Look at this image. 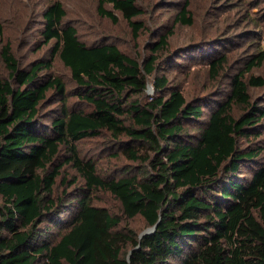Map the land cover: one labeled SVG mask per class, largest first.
Segmentation results:
<instances>
[{"label":"trees","instance_id":"16d2710c","mask_svg":"<svg viewBox=\"0 0 264 264\" xmlns=\"http://www.w3.org/2000/svg\"><path fill=\"white\" fill-rule=\"evenodd\" d=\"M107 3L137 37L144 27L137 0H97L98 14L116 23ZM189 4L183 0L176 22L191 23ZM65 15L59 0L41 11L42 40L28 49L54 40L49 57L22 63L9 40L0 47L8 73L0 75V264H264L261 149L239 143L260 133L264 111L250 103L247 85L264 80L245 83L238 73L225 100L211 103L210 92L187 99L161 72L168 57L153 53L140 63L115 43L88 45ZM171 34L159 35L153 51ZM54 55L70 71L73 96L89 109L68 105L65 84L47 72ZM224 60L211 59L210 72L217 75ZM263 60L261 51L247 70ZM49 91L59 106L43 114ZM232 103L247 111L235 118ZM103 131L115 156L129 160L111 175L97 173L76 146ZM64 164L81 174L84 187L55 197ZM97 189L112 194L126 218L139 215L153 230L141 237L120 230L118 216L93 204Z\"/></svg>","mask_w":264,"mask_h":264},{"label":"rangeland","instance_id":"374dc122","mask_svg":"<svg viewBox=\"0 0 264 264\" xmlns=\"http://www.w3.org/2000/svg\"><path fill=\"white\" fill-rule=\"evenodd\" d=\"M53 1L0 0V24L3 33L0 36V47L5 40H9L14 54L22 63L39 56L49 57L54 40L43 44L35 53L29 52L28 48L29 43L38 44L42 40L40 14ZM59 1L66 10L65 21L76 28L79 39L86 44L99 41L115 43L121 51L140 63L153 53L157 54L159 60L168 57L162 63L161 72L166 75L168 84L181 89L187 99L210 92L216 93L211 103L225 100L228 83L238 73H242L241 78L245 83L251 76L264 80V60L247 70L249 62L256 59L259 52L264 51V0H190V24L174 20L183 0H137L143 13L136 18L144 23L137 37L132 34L128 22L108 3L104 6L117 15L116 23L98 14L97 0ZM170 29L172 34L168 37L166 46L154 52L153 47L159 35ZM219 55H224L225 60L216 75L210 72V60ZM47 72L59 77L65 84L68 105L77 109H89L87 104L73 96L74 85L70 71L57 55H54L52 66ZM7 74L0 58V75L6 77ZM247 89L250 103L260 106L264 111V85L248 84ZM51 92L48 93L49 100L41 107L43 114H52L53 109L59 106L51 98ZM152 93L149 84L145 95ZM244 111H247V107L235 103L230 106V113L235 118ZM258 123L261 124L260 133L247 139L242 138L239 143L243 147L261 149L256 159L264 165V117ZM110 139V135L103 131L76 143L79 156L84 160H92L99 174L111 175L116 167L129 162L121 153L115 156L118 148ZM61 154H67L65 148L61 149ZM79 186L84 187L81 174L70 164H64L56 178L54 196H62L64 191L70 192ZM92 199L93 204L106 207L111 214L120 218V230L127 232L129 229L135 235H140L147 229L141 216L126 218L122 214L119 201L108 191L97 189ZM130 249V245L125 247L126 252Z\"/></svg>","mask_w":264,"mask_h":264},{"label":"water","instance_id":"95a60500","mask_svg":"<svg viewBox=\"0 0 264 264\" xmlns=\"http://www.w3.org/2000/svg\"><path fill=\"white\" fill-rule=\"evenodd\" d=\"M151 230H153V228H147L146 230H144L142 233H140V237L145 234V233H149Z\"/></svg>","mask_w":264,"mask_h":264}]
</instances>
